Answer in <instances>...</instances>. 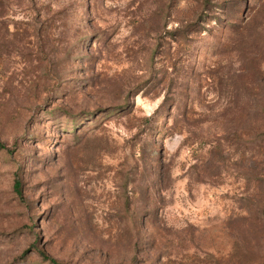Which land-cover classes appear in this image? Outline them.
Listing matches in <instances>:
<instances>
[{"label":"rangeland","instance_id":"1","mask_svg":"<svg viewBox=\"0 0 264 264\" xmlns=\"http://www.w3.org/2000/svg\"><path fill=\"white\" fill-rule=\"evenodd\" d=\"M0 142V264H264V0H0Z\"/></svg>","mask_w":264,"mask_h":264},{"label":"trees","instance_id":"2","mask_svg":"<svg viewBox=\"0 0 264 264\" xmlns=\"http://www.w3.org/2000/svg\"><path fill=\"white\" fill-rule=\"evenodd\" d=\"M0 148L1 149H6V150L9 151V149H7L6 145L4 143H2V142H0ZM14 188H15V191L19 195H22V183H21V180L18 177L15 179ZM42 254H43L44 258L49 259L52 263H54V264H61V263H59V262L51 259L47 254H45V253H42Z\"/></svg>","mask_w":264,"mask_h":264}]
</instances>
